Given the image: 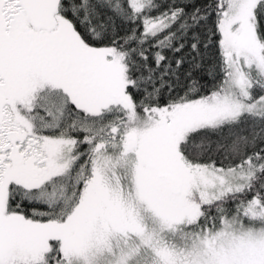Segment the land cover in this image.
<instances>
[{
    "label": "rangeland",
    "instance_id": "rangeland-1",
    "mask_svg": "<svg viewBox=\"0 0 264 264\" xmlns=\"http://www.w3.org/2000/svg\"><path fill=\"white\" fill-rule=\"evenodd\" d=\"M151 1L129 0L136 10ZM259 1L227 0L222 43L232 67L222 92L213 99L158 109L149 118L132 116L120 144L107 139L109 147L100 149L92 159L95 174L106 175L101 181L102 189L64 222L35 221L7 208L12 181L26 188L38 186L66 171L76 155L74 138L50 131L68 101L51 86L39 91L46 84L62 86L66 91L67 88L57 76H39L29 53H13L14 40H2L0 82L5 84V90H0V94L7 101L0 104V227L6 226L7 230L9 225L11 229L0 234V264H32L54 243L66 258L63 264H173L172 250L187 240L194 264H264V205L256 200L244 205L240 214L225 217L214 227L195 231L189 225L199 217L200 210L193 208L195 197L209 201L240 189L253 168L249 164L224 168L188 163L179 146L190 131L200 126L219 124L245 112L264 113V92L255 96L251 86L255 77L264 82V41L254 20ZM57 18L59 25L51 32L40 30L37 35L28 36L27 30L22 31L29 38L26 42L40 45L44 39L45 45H62L56 53L57 61L67 65L66 73L78 71L84 86L81 81L72 86L88 92L80 93L84 99L100 93L91 87L94 75L84 72L90 68L85 53L92 52L110 69L108 76L114 80L117 94L128 99L122 65L112 49L85 44L68 18L60 13ZM145 21L147 33H157L170 23L168 17ZM69 44L73 46L68 47ZM44 58L52 61L50 56ZM105 76L102 73L101 85L106 83ZM86 83L90 85L88 89ZM89 100L76 102L91 111ZM41 110L50 111L53 120L45 119ZM101 128L98 125L96 132ZM12 132L23 134L21 152L27 154L16 164L10 163L8 135ZM167 133L163 143L156 139L155 135ZM175 187L180 191L172 193Z\"/></svg>",
    "mask_w": 264,
    "mask_h": 264
},
{
    "label": "trees",
    "instance_id": "trees-1",
    "mask_svg": "<svg viewBox=\"0 0 264 264\" xmlns=\"http://www.w3.org/2000/svg\"><path fill=\"white\" fill-rule=\"evenodd\" d=\"M226 3L227 0H152L148 6L136 10L129 0H61L60 14L71 21L80 40L90 46L112 49L118 57L128 99L117 94L114 80L108 76L110 69L92 52L87 53L93 61H89L90 68L84 72L94 75L91 87L100 93L84 99L79 86H72L76 79L74 81L64 70L67 65L57 61L56 53L62 50V45L54 42L50 43L51 47L42 41L31 48L28 56L39 76H57L61 85L70 87L72 95L80 99L78 103L92 98L87 105L93 109L90 111L70 101L58 120L52 119L50 111L41 110L45 119L59 121L50 130L53 134L75 139L76 158L66 171L53 175L38 186L26 188L12 182L8 210L35 221L64 222L93 198L94 192L99 193L102 189L101 181L106 175L104 172L95 174L92 159L100 149L109 147L107 139L120 144L132 116L140 114L149 118L158 109L167 110L188 102L216 98L222 92L232 67L222 43L225 34L222 17ZM165 17L170 19L166 28L157 33L146 32V18ZM254 20L257 33L264 41V0L256 4ZM14 44L11 45L13 53L19 49ZM46 55L52 61L44 58ZM102 73L107 76L103 85L100 82ZM48 86L52 85H44L39 91ZM251 86L255 96L264 92V82L258 77L252 80ZM89 87L88 84L85 88ZM65 93L63 95L67 97ZM98 125L102 128L96 132ZM155 136L163 143L169 134ZM150 137L153 138V133ZM100 144L104 147L101 148ZM179 146L188 163L224 168L249 164L253 168L252 175L240 189L209 201L195 197L193 208L200 210L199 217L189 223L195 231L214 227L225 217L240 214L243 206L251 200L264 205V113L245 112L219 124L198 127L190 131ZM101 166L103 168V163ZM172 193L177 191L172 190ZM5 229L0 227V234L8 232L11 227ZM55 244L32 264L64 262L66 258ZM189 247L187 240L182 247L172 250L173 264H194Z\"/></svg>",
    "mask_w": 264,
    "mask_h": 264
},
{
    "label": "flooded vegetation",
    "instance_id": "flooded-vegetation-1",
    "mask_svg": "<svg viewBox=\"0 0 264 264\" xmlns=\"http://www.w3.org/2000/svg\"><path fill=\"white\" fill-rule=\"evenodd\" d=\"M12 0H0V32L2 34L0 35V43H3V39H6L8 41H13L14 46L19 49H27V51L23 52L19 49L15 52H21L23 55L25 54H31V50L34 46H37L38 43H32L28 44L26 41L29 39L24 37V34L22 31L27 30L28 36H35L37 35V30H35L30 23V19L28 16L27 9L25 7L23 0H13V3L9 2ZM12 35H15L14 37ZM19 35V37H16ZM15 38V39H14ZM23 39V40H21ZM44 41V39H42ZM26 46V47H25ZM32 48V49H31ZM1 58V56H0ZM88 61L92 62L91 57H87ZM73 74H70L72 76L71 78L75 81L76 78H78L79 74L78 71H70ZM1 74V71H0ZM81 81L82 80H76ZM0 90H5V84H2L0 82ZM88 94V92H86ZM70 100L76 103V100L72 97V95L69 93ZM5 97L0 94V104H3L5 101Z\"/></svg>",
    "mask_w": 264,
    "mask_h": 264
},
{
    "label": "water",
    "instance_id": "water-1",
    "mask_svg": "<svg viewBox=\"0 0 264 264\" xmlns=\"http://www.w3.org/2000/svg\"><path fill=\"white\" fill-rule=\"evenodd\" d=\"M61 0H24L28 14L33 26L37 29L46 28L50 30L56 27V14L59 12V4ZM9 133V138L12 142L18 135ZM15 149V148H14Z\"/></svg>",
    "mask_w": 264,
    "mask_h": 264
}]
</instances>
